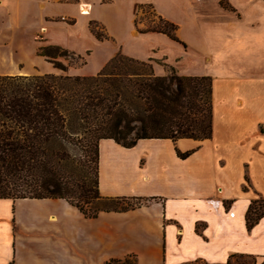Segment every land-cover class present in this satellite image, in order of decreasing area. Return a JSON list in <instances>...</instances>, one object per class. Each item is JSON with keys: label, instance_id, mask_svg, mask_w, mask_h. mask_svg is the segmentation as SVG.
<instances>
[{"label": "crops", "instance_id": "1", "mask_svg": "<svg viewBox=\"0 0 264 264\" xmlns=\"http://www.w3.org/2000/svg\"><path fill=\"white\" fill-rule=\"evenodd\" d=\"M77 1L0 0L3 62L32 57L34 37L42 24L44 42L61 47L69 45L55 39V34L69 36L83 25L100 46L109 48L99 54L91 69L92 52L74 74H97L120 48L106 39H96L89 29L91 20L103 22L115 37L102 15L110 4ZM229 1L240 10L238 4L244 0ZM80 3L90 6L88 14L80 12ZM139 3L155 4L182 33L183 25L174 14L151 0ZM251 9L249 18L243 13L206 14L204 24L199 12L190 19L204 44L199 51L205 54V74L212 78L211 137L143 138L132 147L101 139V199L139 203L102 209L96 217H85L64 198H0V264H107L111 260L125 264H229L237 257L264 264V215L250 229L245 220L250 203L264 199V14ZM62 16L73 18L74 24L58 20ZM221 17L227 21H214ZM135 31L131 25L132 38L144 41L151 34L168 37L160 32ZM116 42L131 57L152 61L165 56L167 62L173 61L151 41L144 56L130 53L123 42ZM8 48L19 51L16 60L2 55ZM179 51L176 57L185 53L180 46ZM40 73L57 74L58 69L45 65ZM28 74L14 69L0 72ZM190 150L186 158L177 154Z\"/></svg>", "mask_w": 264, "mask_h": 264}, {"label": "trees", "instance_id": "2", "mask_svg": "<svg viewBox=\"0 0 264 264\" xmlns=\"http://www.w3.org/2000/svg\"><path fill=\"white\" fill-rule=\"evenodd\" d=\"M219 4L234 11L225 0ZM140 32H160L179 41L176 25ZM98 40L104 35L91 28ZM37 54L65 74L0 75V198H64L85 217L95 198H101L98 181L99 141L113 139L132 147L143 138L212 135V83L208 76L172 73L155 75L148 62L118 52L92 76L67 74L59 57L75 58L59 45L38 47ZM76 58L85 61L81 56ZM134 136L129 137V135ZM81 144L95 164L93 194L69 167L65 145ZM190 151L177 154L186 158ZM253 200L246 212L247 228L264 215ZM109 209H118L113 207ZM107 264H125L111 260Z\"/></svg>", "mask_w": 264, "mask_h": 264}, {"label": "rangeland", "instance_id": "3", "mask_svg": "<svg viewBox=\"0 0 264 264\" xmlns=\"http://www.w3.org/2000/svg\"><path fill=\"white\" fill-rule=\"evenodd\" d=\"M69 1L75 3L78 2L77 0H69ZM144 1L147 0H114V2L111 4L112 2L111 0H101L102 3L110 4L104 8V10L102 11V15L105 21L107 22V24L110 26L115 37L111 35L110 31L107 29L106 25L103 22L91 20L89 22V29L93 28L95 31L104 35L105 36L104 39H106L107 42H109L108 44L113 43L114 45L116 44L118 48L120 47L118 52L119 51L122 52V50H121V46L116 42L117 39L123 42V44H125L124 46L125 50L129 51L130 53H139L142 56L146 54L145 52L147 50L145 47L147 42L149 43L151 41L152 45H154L156 48L159 47L160 53H164L165 55L168 56L169 60H173V61L167 62L165 60V56L154 58L152 61L140 60L137 58L135 59L148 62L152 67L153 73L158 76H167V75H171L172 73L178 75H184V76H191V77L208 76L205 74L206 62L203 57L205 56V54L203 51H199L204 48L203 47L204 44L201 45V43L199 42L198 33L191 26L192 21L190 20L196 14L198 15L199 12L203 15L202 21L204 24L205 21L207 20V17H205L206 14L217 15L218 13H221L220 16L222 15L226 16V14L229 13L230 15L233 16L236 15L239 16L241 15V13H243L245 16L247 15V17L249 18L248 14L250 7H252L251 11L255 10L261 13V15L264 14V4L262 5L257 4L258 2L264 0H244L238 4L240 10L237 9L229 0H225V1H229V3L234 6V7L232 6L235 9L234 11L226 10L222 8V6H220L219 4V0H174V1L151 0L159 4L160 8L163 9L165 12L174 14V17L180 20L181 24L183 25L182 33H181L178 30V25L173 21L164 18L160 14L155 4L139 3ZM247 1H253L254 2L253 6L247 5L248 4ZM256 4L258 5L257 7ZM220 8H222L223 10H220ZM63 19L66 20L68 24H74V20L71 17L67 19L65 17L63 18V16L58 18V20L61 21H64ZM166 20L176 25V29L174 30L173 33L179 39V41L172 40L168 35H167L168 37H166L160 35L154 36L152 34L147 37L148 40L144 41L143 39H139L140 37H138V39L132 38V36L129 33L131 25H134L136 27L135 34L146 33V32H140L141 30L146 31L149 29H157V28L170 30V26L168 24H165ZM214 21H227V19L215 18ZM42 27H44V24L41 25L38 33L34 37L36 45L35 48L31 51L30 55H32V57H26L23 59V61L20 62H13L11 60H9L8 62L7 59L5 62H3V59L0 58V72H9V71H13L14 69L15 71L18 70L21 72H28L29 73L28 75H34V74H42L40 73V71L41 68L44 67L45 65L53 67V64L49 62L47 58L39 56L37 54L38 47L47 44L44 42L47 38L45 37V30H42ZM74 31L75 30H73L72 33L69 34V36L66 35L65 33L57 32L55 34V39L62 40L64 44L69 45L62 47L68 49V51L73 52L75 54L74 59H71L70 57H59L58 60L67 66V72H66L67 74L76 76L74 72L76 71V69L81 68L83 65L87 63V60L92 52H93V56L90 59L88 65L91 69L94 67V65L96 66L97 57L99 56V54L103 52L106 48H109V46L108 47L100 46L99 43L95 41V39L92 38L87 33L83 25L78 27V29L75 32ZM78 32H80V35L76 36ZM203 36L205 35L203 34ZM179 46L181 47V50L184 49L185 53L181 52V54H179L176 57L177 53L180 52ZM71 47L76 49H73ZM2 55L12 59L17 55L19 56V51L15 52L8 48L3 52ZM76 55L81 56L82 59L85 61V63L83 64L82 60L76 58ZM16 59L17 58L15 57V60ZM237 63H239V61ZM57 74H65V73H63L61 70H58ZM210 79L212 83V78L210 77ZM210 101H212L211 98ZM132 136H134L133 133L129 135V137ZM81 144L74 145L72 143H67L65 145L66 152L69 155V167L73 170V173L75 175L77 176L79 175L80 181L84 183L87 186L88 190H90L91 194H93L92 190L95 179V171H94L95 164L92 161V157H91L92 154L90 153L91 151L85 152L83 147H81ZM136 203H139V201L138 200L114 201V200H103L101 198H95L89 206L84 205V209L86 211H89L91 208V210L96 209L100 211L102 209H109L113 207H120V206L128 207L130 205H135ZM257 206H261L262 209H264V202L259 201ZM239 263L254 264L251 259H243L239 257L233 258L229 262V264H239Z\"/></svg>", "mask_w": 264, "mask_h": 264}, {"label": "bare ground", "instance_id": "4", "mask_svg": "<svg viewBox=\"0 0 264 264\" xmlns=\"http://www.w3.org/2000/svg\"><path fill=\"white\" fill-rule=\"evenodd\" d=\"M79 6H80V9H81L82 11H84L83 13L88 14V13L90 12V9H91V8H90L89 5L84 4V3H80Z\"/></svg>", "mask_w": 264, "mask_h": 264}, {"label": "built area", "instance_id": "5", "mask_svg": "<svg viewBox=\"0 0 264 264\" xmlns=\"http://www.w3.org/2000/svg\"><path fill=\"white\" fill-rule=\"evenodd\" d=\"M81 13H83L84 11L80 10ZM64 18V17H63Z\"/></svg>", "mask_w": 264, "mask_h": 264}]
</instances>
